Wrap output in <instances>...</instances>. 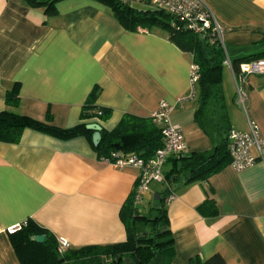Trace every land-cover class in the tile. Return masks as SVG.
<instances>
[{
    "label": "crops",
    "instance_id": "1",
    "mask_svg": "<svg viewBox=\"0 0 264 264\" xmlns=\"http://www.w3.org/2000/svg\"><path fill=\"white\" fill-rule=\"evenodd\" d=\"M203 1L223 28L230 61L262 39L264 0ZM127 2L144 8L142 2ZM191 63V54L163 30H126L95 0H61L51 15L23 0H0V111L71 128L97 87L96 104L111 114L88 124L111 130L124 113L150 117L164 100L174 106L170 120L184 135L186 154L208 151L212 142L194 121L196 94L176 102L189 91ZM14 83L20 103L9 108L3 96ZM222 86L231 128L246 130L249 117L264 139V74L247 78L248 116L234 101L233 71L226 65ZM252 155L255 162L245 169L226 165L206 181L175 188L166 204L171 264L213 253L225 264H264V147L260 154L252 149ZM168 168L166 162L164 171ZM137 176L134 167L116 168L98 158L84 135L60 139L26 128L17 143L0 142V264H20L8 229L29 218L71 248L124 241L118 213ZM161 187L148 185L142 198L151 203ZM205 199L214 201L215 217L198 212Z\"/></svg>",
    "mask_w": 264,
    "mask_h": 264
},
{
    "label": "trees",
    "instance_id": "2",
    "mask_svg": "<svg viewBox=\"0 0 264 264\" xmlns=\"http://www.w3.org/2000/svg\"><path fill=\"white\" fill-rule=\"evenodd\" d=\"M29 7H41L46 15L55 12V4L61 0H23ZM107 7L117 22L126 30H149L159 28L166 32L168 39L179 49L191 54L192 63L198 67L195 84L197 106L194 121L210 138L212 148L204 152H192L179 157L169 158V168L164 171V181L156 204L147 212L138 208L134 202L138 186H134L119 209V219L124 227V241L106 245H85L70 248L65 253L57 252V239L32 219H27L21 228L9 233L10 244L20 264H171L173 239L166 213V197L173 193L176 184H189L206 181L212 174L229 164L228 135L231 129L224 95L222 92V67L225 53L219 41L204 33L197 35L185 29L182 24L162 10L144 4V8L130 5L122 0H95ZM264 40V33L262 39ZM260 40V41H261ZM264 59V50L231 59L236 72L239 64ZM19 84L14 83L5 91V106L17 108L20 103ZM98 88L93 87L87 95L79 112L80 122L71 128H58L45 122L21 115L12 110L0 111V142L15 144L26 128L41 131L60 139L84 135L96 152L98 158H111L112 152L136 154L147 160L161 146V129L151 117L124 113L111 129L101 128L98 145L92 144L93 131L88 130L87 121H104L110 117L111 110L96 104ZM46 120H51L49 112ZM198 212L205 217H215L217 209L214 201L205 199L197 206ZM43 235L42 242L33 240ZM163 258L164 263H163ZM129 262V263H128ZM188 264H225L219 253L202 259L191 257Z\"/></svg>",
    "mask_w": 264,
    "mask_h": 264
},
{
    "label": "built area",
    "instance_id": "3",
    "mask_svg": "<svg viewBox=\"0 0 264 264\" xmlns=\"http://www.w3.org/2000/svg\"><path fill=\"white\" fill-rule=\"evenodd\" d=\"M127 1V0H122ZM142 2L156 9L162 10L171 17L178 20L182 26L197 35L209 33L215 37L224 53L225 59L223 65L229 66L233 71L235 91L234 101L238 107L242 109L248 116V92L246 90V81L250 75L264 74V59L243 62L239 64L238 70L235 72L231 66V61L223 41V28L204 3L203 0H134ZM198 78V67L191 63L189 69V91L185 96L177 98V104L195 97V84ZM174 106L168 102L161 100L157 109L150 115L152 121L161 129V146L156 149L151 158L144 160L136 154H123L121 152H112L111 158H102L116 168L134 167L138 169V186L135 191L134 202H139L142 193L147 189L151 182L162 183L164 181V166L169 158L179 157L187 153V146L184 135L178 125L170 120V115ZM229 141V166L235 171L245 169L255 162L252 155V149L258 154L264 147V139L260 136L259 128L256 122L247 117V129L239 130L231 128L228 135ZM174 198V194L170 193L166 197V203ZM23 224L16 225L8 229L11 233ZM71 245L65 239H57V252L65 253Z\"/></svg>",
    "mask_w": 264,
    "mask_h": 264
},
{
    "label": "rangeland",
    "instance_id": "4",
    "mask_svg": "<svg viewBox=\"0 0 264 264\" xmlns=\"http://www.w3.org/2000/svg\"><path fill=\"white\" fill-rule=\"evenodd\" d=\"M223 39H224V35H223ZM224 46H225V49H226L228 55L230 56L229 47H228V45H227L226 42H224ZM260 50H264V40H261V41H257V42L252 43L251 46L245 51L246 52L245 55L252 54V53L257 52V51H260ZM222 92H223V95L226 97L225 86H222ZM225 105H226V103H225ZM227 110H228V108H227ZM227 113H228V111H227ZM154 185H157V183L151 182L149 184L150 188L152 186H154ZM151 206H152V202L150 203L145 198H141V200L138 203V208L142 212H145V213L147 212L148 208L151 207Z\"/></svg>",
    "mask_w": 264,
    "mask_h": 264
},
{
    "label": "water",
    "instance_id": "5",
    "mask_svg": "<svg viewBox=\"0 0 264 264\" xmlns=\"http://www.w3.org/2000/svg\"><path fill=\"white\" fill-rule=\"evenodd\" d=\"M86 128L88 130L93 131L92 144L94 146L98 145V143L100 141V130H101L100 125L98 123H89V124L86 125ZM180 183H181V181L179 183H177L176 186H178ZM157 200H158V195L155 193L153 195L154 204H156ZM33 240L40 243V242H42L44 240V236L43 235L34 236Z\"/></svg>",
    "mask_w": 264,
    "mask_h": 264
}]
</instances>
